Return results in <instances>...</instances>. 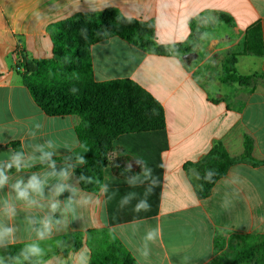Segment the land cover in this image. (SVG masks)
I'll return each instance as SVG.
<instances>
[{"label": "crops", "instance_id": "obj_1", "mask_svg": "<svg viewBox=\"0 0 264 264\" xmlns=\"http://www.w3.org/2000/svg\"><path fill=\"white\" fill-rule=\"evenodd\" d=\"M110 8L126 18L152 21L157 43L162 45L188 41L192 22L204 30L188 59L185 54L147 52L119 37L91 47L97 81L131 79L161 102L169 142L161 154L163 174L154 212L110 226V230L139 264H209L231 252L236 235L264 234V164L245 161L233 165L205 199L198 197L185 171L187 163L201 161L217 142L230 155L240 156L247 136L254 142V158L264 161V78H254L246 86L221 82L223 66L228 57L242 51L248 28L260 26L264 46V0H0V168L18 144L32 166L19 172L15 167L7 170L10 182L22 179L27 183L33 174L44 182L43 195L32 197L35 204L12 201L17 213L13 220L3 216V197L15 194L10 184L0 189V222L17 228L16 245L0 252L15 255L25 244L37 243L45 255L30 264H89L86 244L65 254L63 249L55 250L56 240L73 232L84 233L86 240L88 231L109 228L105 187L96 193L84 190L76 175L82 164L60 160L79 148L76 127L80 118L47 116L23 84L15 64L19 50L30 58L52 57L49 25ZM220 14L232 23L219 20ZM240 63L245 68L239 71L242 74L264 72V54L239 55L237 70ZM212 78L219 87L214 94L208 84ZM43 152L51 153L50 159L41 161ZM113 153L117 158L123 150L115 147ZM191 170L197 178L198 170ZM61 171L67 176L60 177ZM111 180L118 186L124 183L109 169L105 181ZM61 185L64 190L54 195ZM47 216L58 223L51 238L39 241L32 230L39 224L29 225L26 217L37 221ZM157 226L158 241L146 240ZM144 250L150 253L146 259L140 255Z\"/></svg>", "mask_w": 264, "mask_h": 264}, {"label": "trees", "instance_id": "obj_2", "mask_svg": "<svg viewBox=\"0 0 264 264\" xmlns=\"http://www.w3.org/2000/svg\"><path fill=\"white\" fill-rule=\"evenodd\" d=\"M219 20L232 23L224 14L219 15ZM191 28L185 43L162 45L157 43L152 21L126 18L117 9L110 8L76 14L49 25L47 32L53 42L50 58H30L19 50L15 70L37 106L50 117L80 118L76 127L79 148L60 160L82 164L76 175L84 190L96 193L105 187L106 191L109 228L88 231L86 240L81 232L61 236L56 240L55 250L63 249L66 254L86 244L90 251L89 264H139L110 226L135 221L154 212L163 174L161 154L169 147L165 109L159 100L131 79L97 81L90 50L96 43L119 37L158 55L188 54L204 33L193 22ZM263 54L261 29L255 24L245 33L242 51L227 58L221 82L246 86L254 78H264V72L242 74L236 68L237 56ZM14 145L16 150L22 151L18 144ZM253 146V139L247 136L243 153L232 156L222 142H217L201 161L187 163L185 171L193 180L198 197L207 198L215 183L233 165L245 161L264 164L254 158ZM115 147L123 153L111 160ZM192 168L198 170L197 178H193ZM109 169L124 181L121 186L116 180L105 181ZM208 170L215 172L211 181L205 179ZM142 201L150 205L149 210L136 211ZM234 239L231 252L220 254L209 264H264V234L236 235Z\"/></svg>", "mask_w": 264, "mask_h": 264}, {"label": "clouds", "instance_id": "obj_3", "mask_svg": "<svg viewBox=\"0 0 264 264\" xmlns=\"http://www.w3.org/2000/svg\"><path fill=\"white\" fill-rule=\"evenodd\" d=\"M49 146H51L49 144ZM10 157L8 163L4 168H0V189H3L5 185H9L14 192V197L11 193H7L3 197L4 209H3V216L7 217L9 220L15 219L16 207L15 204L12 203L13 200L15 201H25L29 205L35 204L36 201L32 198L33 195L35 196H42L43 195V188L44 182L38 179L36 174H33L27 183H24L22 179L17 180L15 183L10 182V177L6 175V171L10 170L11 168L15 167L16 170L19 172L22 168L27 169L30 168L32 165L27 162L25 155L22 151L15 150L14 152L10 151L7 153ZM51 153L43 152L42 156L39 158L41 161L45 159H50ZM32 162H35L34 158ZM81 162H83L81 158ZM54 166V164H53ZM215 174L213 170H208L205 173V179L211 181L212 176ZM60 177H66L67 173L61 171L59 173ZM64 190V186H57L55 189L54 195L58 196ZM150 191V190H149ZM59 202L52 204V211H55ZM71 203V198H69V204ZM150 205L146 202L142 201L136 206V211L141 209L147 211L149 210ZM67 210V208H66ZM26 221L29 225L33 223H38L39 227L33 228L32 230L36 234V238L39 241H44L45 239L51 238V234L53 231V227L55 223L58 221H54L51 216L44 217L43 219H39L37 221H33L26 217ZM17 228L15 227H5L2 222H0V249L7 250L9 247L16 245L17 237H16ZM160 228L157 226L156 229L149 231L146 236V240L157 242L160 238ZM45 255L44 249L37 243H29L25 244L21 247L15 255L5 256L2 252H0V264H28L29 261H32L33 258H40ZM143 258H147L150 253L147 250H144L140 253ZM82 264H87V261H83Z\"/></svg>", "mask_w": 264, "mask_h": 264}, {"label": "rangeland", "instance_id": "obj_4", "mask_svg": "<svg viewBox=\"0 0 264 264\" xmlns=\"http://www.w3.org/2000/svg\"><path fill=\"white\" fill-rule=\"evenodd\" d=\"M244 60H248V57H246ZM243 69H245L243 66H242V63H240V66L238 67V71H243ZM208 84H209V91H210V93L211 94H214V93H216L217 91H218V85L216 84V83H214V78H212L211 79V81L210 82H208ZM223 86H228L227 84H222ZM224 88H226V87H224ZM115 153H113L111 156H112V160H113V158L115 157ZM112 231V230H111ZM112 233H113V231H112ZM114 234V233H113ZM115 235V234H114ZM226 252H228V251H226Z\"/></svg>", "mask_w": 264, "mask_h": 264}, {"label": "water", "instance_id": "obj_5", "mask_svg": "<svg viewBox=\"0 0 264 264\" xmlns=\"http://www.w3.org/2000/svg\"><path fill=\"white\" fill-rule=\"evenodd\" d=\"M193 57V53H188L184 55V58H192Z\"/></svg>", "mask_w": 264, "mask_h": 264}]
</instances>
